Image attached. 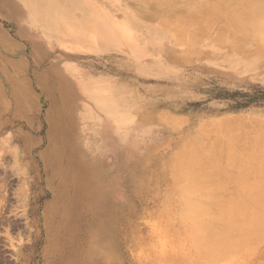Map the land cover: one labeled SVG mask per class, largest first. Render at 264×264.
<instances>
[{
    "label": "rangeland",
    "instance_id": "rangeland-1",
    "mask_svg": "<svg viewBox=\"0 0 264 264\" xmlns=\"http://www.w3.org/2000/svg\"><path fill=\"white\" fill-rule=\"evenodd\" d=\"M102 1L106 3L103 19L86 18L82 26L56 38L29 23L21 0H0V264H55L51 252L70 234L46 218L57 177L44 163L51 159L50 150L55 146L62 162L79 151L81 156L87 153L113 178L110 188L114 194L109 203L114 204L106 216L87 209L83 198L79 199L83 203L72 222L77 230L71 233L77 243L75 250L85 245L94 228L91 222L105 216L111 241L107 248L99 249L103 257L98 264H186L188 245H183L186 252L181 250L176 223L173 220L174 226H167L165 221L170 223L177 216L174 213L181 211L183 202L176 193L180 188L175 187L179 183L175 182L174 154L176 159V152L190 144L195 133H201L202 141L207 136L204 153L209 151V138L220 133L228 140L227 134L213 125L228 117L245 121V130L239 125L237 129L252 139L261 134V130L255 131V123L260 122L263 136V47L256 58L242 54L243 59L230 60L228 43L218 45L212 40L220 24L208 32L210 36L202 33L197 37L199 44L195 38L193 42L191 38L187 41L188 37L181 41L156 21L151 4ZM118 25L125 26L123 34H119L121 27L113 31ZM185 49H192L197 56ZM106 102L113 104L111 111ZM108 110L114 123L126 113L130 117L117 134L106 132L102 116ZM63 116L69 124L75 121L68 131L57 128L59 121L64 122ZM205 123L210 127H201ZM206 126L215 135H207ZM243 140L246 148L252 147V141ZM261 143L264 147V138ZM254 175L249 176L253 185L263 181V174ZM73 189L71 182L65 188L68 203ZM173 195L178 197L177 203ZM168 244L173 245L169 248ZM254 251L253 257L251 252L250 258L247 255L246 260H240L245 263L237 264L264 262V242ZM98 260L95 258L94 264Z\"/></svg>",
    "mask_w": 264,
    "mask_h": 264
},
{
    "label": "bare ground",
    "instance_id": "bare-ground-1",
    "mask_svg": "<svg viewBox=\"0 0 264 264\" xmlns=\"http://www.w3.org/2000/svg\"><path fill=\"white\" fill-rule=\"evenodd\" d=\"M21 1L28 11V13L26 11L25 13L28 15L29 23L42 29L46 34L53 35L56 38H62L75 27L82 26L86 18L98 17L103 19L105 15L103 9L106 3L102 0ZM142 2L147 5L151 4L150 6L154 7L152 14L156 12V21L162 24V26L168 27L178 40L180 39L182 41V39L184 40L185 37H188L186 40L188 41L191 38L189 41L193 42L195 38L194 42L196 43L197 41L198 43L199 40L196 39L197 37L202 33V36H204V34L210 32L214 26L220 24V26L215 27L216 30L217 28L219 30L216 31L215 34H217V36L214 35L212 40L218 42V45L222 42L228 43L227 45L230 47V49L228 48V53L232 52V57L229 58L230 60L236 59L235 61H238L237 59H243L242 54H248V56L252 54V56L256 58L257 53L261 52V47L264 49V0H142ZM145 12L148 14L151 13L148 11ZM25 13L23 14L25 15ZM143 16L146 18L145 15ZM73 21L75 23L74 25H72ZM156 21H152L153 24ZM120 27L121 31L119 34H123L126 30L125 26H113L112 29L116 32ZM210 35L211 34L208 33L207 36ZM205 43L208 42L206 41ZM224 44L226 45V43ZM182 47L184 46L182 45ZM187 50L188 49H185V52L191 53V51H193L192 49ZM193 52L195 53V51ZM258 56L260 55L258 54ZM231 64H233L232 61ZM249 64L251 63L249 62ZM78 85L82 87V84ZM112 102L115 103L114 100ZM110 106H113V104L111 102H106V107H108L109 110ZM109 110L106 113L104 111L103 113L105 114L102 116L106 124V132L107 134H117V131H120L121 126H125L126 121H129L130 117L126 113L123 120H120L119 123H114L110 112L111 110ZM82 116L84 115L80 114V119L83 118ZM63 119L64 122L61 121L60 123L59 121L57 126L60 131H68L69 127L73 128L75 126V121L72 122L73 124H69L65 121L64 116ZM216 123H213V125L215 127L217 125V128L222 130V134H227L228 140L224 139L225 137L222 138L219 136L220 133L212 138L208 137L209 140H212L208 143L209 151L204 153L202 147L204 146L206 149L207 136L205 134L206 138L202 141L199 139L200 137L202 138V136H200L201 133H195L190 139L191 142L188 140L190 144L186 142L188 145L186 146L185 144L182 150L180 149V152H176L178 153L176 159L175 154L173 156L174 161L172 164L174 169H172L175 171L174 176L176 175L175 179H177L175 182L179 183V185L175 187L180 188L179 190L177 189L179 192L175 191L181 194L182 198H180L181 201L183 200V204L180 203L182 205V207L180 206L181 211L179 212L178 209V214L174 213V215L177 216L174 217V219L172 218L170 223H168V219L164 220L167 226H169L168 224H173L174 226L176 223L175 227L177 230H175V232L184 243L179 247L186 252L187 248L185 249L183 245H188L190 250L188 249L189 253L185 255L188 258L184 257L185 261L187 260V263L189 262L190 264H231L232 261L233 264H237L244 262L240 260H246L244 257L247 255L250 258L253 252L255 254L254 250L264 242V177H259L263 179V181H257L254 185V181L249 182L251 179L250 177L254 175V172L252 174L253 170L258 171V173L256 171L255 174H263L261 176H264V167H262L264 164L262 160V158L264 159V147L262 145L260 147L261 140L264 138V133L263 136L261 135L263 129L258 127V123L260 122L257 121V123H255L256 127L253 126L256 130L252 127V131L261 130V134H255L252 139L249 134L246 135L247 132L242 131L243 129L245 130V121L237 120L234 117H228ZM208 124L205 123L201 127L204 125L208 126ZM237 125L243 129L238 130ZM231 126H236V128ZM209 127L210 126H208V128ZM206 128L203 130H207V135L213 136L215 132L212 129L209 130ZM238 131H242V134L245 133L244 136H246L244 137L242 134L238 133ZM243 138H246V142L248 143L252 141L250 143L253 148L256 147V150L254 149V151H256L255 153L253 148H250L249 145L248 148L245 147L246 143ZM199 140L202 142H199ZM241 142L245 143L244 147L241 146ZM199 143L200 145L203 143L202 146H200ZM242 151L244 155L241 156L240 152ZM50 153L51 159H47L48 161L45 160L44 166L51 169L53 175L57 177V187L51 202L50 211H48L49 215L46 216V218L49 221L52 220L53 226L66 228L68 229L66 231L70 233L64 240L58 241L53 252H51L52 256H54V263L94 264L93 260L95 258L97 260H102L103 256L99 249L107 248L111 241L110 222H106L108 219H106L105 216L111 212L110 208L114 204L109 203V198L113 197L114 194V190L110 188L113 178L108 171L102 169L99 160L91 158V156L87 157V153L81 156L79 151L77 154L68 156L63 162L59 159L61 153L57 146L53 147ZM85 156L86 159L83 158ZM173 158L171 160H173ZM250 174L252 175L250 176ZM257 174L254 176L257 177ZM174 176H171L168 180H171ZM246 176H248V178H245ZM70 182L74 185V189L72 191V200H69L70 203H68L67 197L69 193L65 191V188ZM260 182L262 184H260ZM175 191L171 192L174 194ZM81 198H83L87 209H97L102 215L105 214V216L91 222L94 223L93 231L91 233L88 232L89 234L85 241V245L81 246L80 250H75L73 247L77 246V243L71 236V233L75 234L77 228L72 226V222L76 220L78 214L77 209L80 207L81 203H83L79 201ZM177 198L174 199L176 203ZM173 203H175V201ZM177 208L179 207L177 206ZM159 215L162 216L161 213ZM167 216L166 218H168ZM173 220L175 223H172ZM159 222L160 219L158 220V223ZM160 226L161 225H159V227ZM164 227H166V224ZM156 230H158V226ZM162 230L164 229L162 228ZM169 232L171 231L169 230ZM162 233L165 232L162 231ZM168 239L167 241H170L171 237L169 240ZM167 241L166 243H168ZM176 244L174 243V246ZM170 246L169 248H171ZM190 252H192V258L189 257ZM181 253H183V251H181ZM99 260L96 261L95 264H98L100 262ZM261 262H263V260L257 264H264V262ZM176 263H178V261ZM254 263L255 262L251 264Z\"/></svg>",
    "mask_w": 264,
    "mask_h": 264
}]
</instances>
